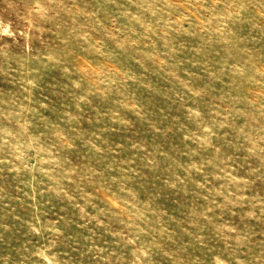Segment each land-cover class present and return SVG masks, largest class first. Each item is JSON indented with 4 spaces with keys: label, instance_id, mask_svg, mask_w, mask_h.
I'll return each instance as SVG.
<instances>
[{
    "label": "rangeland",
    "instance_id": "374dc122",
    "mask_svg": "<svg viewBox=\"0 0 264 264\" xmlns=\"http://www.w3.org/2000/svg\"><path fill=\"white\" fill-rule=\"evenodd\" d=\"M0 264H264V0H0Z\"/></svg>",
    "mask_w": 264,
    "mask_h": 264
}]
</instances>
